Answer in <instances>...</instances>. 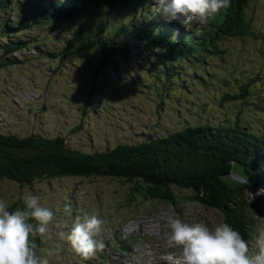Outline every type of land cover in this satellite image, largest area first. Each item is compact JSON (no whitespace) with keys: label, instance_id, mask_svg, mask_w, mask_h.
Segmentation results:
<instances>
[{"label":"rangeland","instance_id":"1","mask_svg":"<svg viewBox=\"0 0 264 264\" xmlns=\"http://www.w3.org/2000/svg\"><path fill=\"white\" fill-rule=\"evenodd\" d=\"M39 1L49 11L54 3L65 6L67 2ZM32 3L5 0V8H0V54L9 39L26 41L11 57L17 63L0 68L1 132L48 137L60 134L70 146L86 152L138 143L148 134L162 136L202 122L239 121L248 130L264 133V0H248L245 18L252 34L223 36L213 52H187L169 65L154 55L159 50L141 43L133 32L130 38L136 40L129 55L103 68L98 65V48L82 52L77 49L78 41L72 42L79 24L84 34L93 28L96 35L106 38L120 23L131 20L135 31L140 32L142 19L151 16L162 23L168 21L170 26L165 30L174 36L200 24L185 27L179 15L169 20L157 0L136 1L135 13L124 0L111 4L102 1L99 6L90 3L72 22L65 15L62 21L52 18L46 23H32L25 20L32 17L27 10ZM146 12L148 15L143 16ZM104 19L108 24L99 31L98 22ZM21 21L28 28L10 36L3 34L8 22L19 25ZM173 21L177 24L171 25ZM127 40L126 35L115 38L116 42ZM65 48L74 53L62 60L50 56ZM241 87L246 90L245 100L224 98L225 93L240 92ZM233 171L242 181V169L234 165ZM227 181L233 184L231 179ZM128 187L127 182L111 177L65 176L31 185L2 180L0 199L9 204L32 192L54 212L47 238L38 242L39 255L46 256L49 264H171L164 258L169 253L180 255L170 240L173 219L200 222L210 228L225 223L221 212L187 200L185 190H174L176 206L140 198L127 204L124 194ZM239 196L247 205L249 220L254 221L249 231L250 247L258 251V240L264 233V186L256 190L247 187ZM85 214H96L104 221L96 238L103 240L105 248L90 261L76 254L61 235Z\"/></svg>","mask_w":264,"mask_h":264},{"label":"trees","instance_id":"2","mask_svg":"<svg viewBox=\"0 0 264 264\" xmlns=\"http://www.w3.org/2000/svg\"><path fill=\"white\" fill-rule=\"evenodd\" d=\"M102 1L111 4L116 0H67L65 6L54 3L51 11L41 1L33 0L34 4L27 7L32 17L25 20L46 23L52 18L62 21L63 16L67 15L70 17L66 19L72 22L88 4L99 6ZM136 1L139 0H124L133 13ZM4 2L0 0V8H5ZM247 4L248 0H231L229 8L206 22L208 28L202 33L194 28L178 39L167 34L164 31L166 26L151 16L149 22L142 19L140 32L135 31L131 20L120 23L110 38L96 35L93 28H88L89 32L84 34L82 24H79L71 40L78 41V51L88 52L98 48V65L103 68L129 55V48L136 40L130 36L136 32L135 36L141 43L159 50L154 51V55L173 65L187 52H213L217 41L223 36L252 34L245 18ZM19 23L22 25L8 22L3 34L10 36L29 26L24 21ZM98 23L99 31H103L108 24L107 19ZM119 35H126L128 40L116 42L115 38ZM25 42L9 39L3 43L0 68L17 63L11 57L24 48ZM134 47L139 48V45L135 44ZM73 53L65 48L61 52H52L50 56L62 60ZM244 94L246 90L241 87L240 92H228L223 96L227 100H245ZM239 123L191 124L162 136L148 134L138 143L117 144L111 149L92 152L70 146L67 138L60 134L52 137L38 133L20 136L0 131V182L9 180L20 185H31L36 181L65 176L111 177L129 184L124 194L127 204L140 198L165 201L173 206L178 204V195L174 190L181 189L187 191V200L221 212L224 222L249 241V231L254 227V221L249 220L247 205L239 195L247 187L256 190L264 186V133L245 129ZM234 165L242 169V181L232 176ZM228 178L233 184L227 181ZM9 206L12 211L23 207V204L17 198ZM39 240L40 237L35 238L37 246Z\"/></svg>","mask_w":264,"mask_h":264},{"label":"clouds","instance_id":"3","mask_svg":"<svg viewBox=\"0 0 264 264\" xmlns=\"http://www.w3.org/2000/svg\"><path fill=\"white\" fill-rule=\"evenodd\" d=\"M169 20L182 17L188 27L205 23L231 6V0H157ZM23 207L9 210L0 199V264H49L46 256L38 255L35 238H47L54 212L40 202V197L28 192L20 197ZM104 221L96 214L77 217L68 233L61 235L76 254L90 260L103 251V240L97 239ZM170 240L180 249L179 257L166 256L171 264H264V233L258 240L259 250L253 251L249 241L227 223L214 228L179 218L170 223Z\"/></svg>","mask_w":264,"mask_h":264},{"label":"water","instance_id":"4","mask_svg":"<svg viewBox=\"0 0 264 264\" xmlns=\"http://www.w3.org/2000/svg\"><path fill=\"white\" fill-rule=\"evenodd\" d=\"M245 129H246V127H244ZM232 176L235 178V179H239V176L237 177V176H234L233 174H232ZM242 179V178H241Z\"/></svg>","mask_w":264,"mask_h":264},{"label":"bare ground","instance_id":"5","mask_svg":"<svg viewBox=\"0 0 264 264\" xmlns=\"http://www.w3.org/2000/svg\"><path fill=\"white\" fill-rule=\"evenodd\" d=\"M114 23V22H113ZM111 252V251H110ZM93 260V259H92ZM90 261V260H89ZM95 263H96V261H95Z\"/></svg>","mask_w":264,"mask_h":264}]
</instances>
